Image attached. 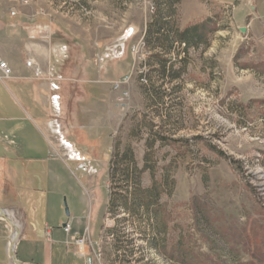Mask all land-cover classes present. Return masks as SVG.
<instances>
[{"label": "rangeland", "instance_id": "obj_1", "mask_svg": "<svg viewBox=\"0 0 264 264\" xmlns=\"http://www.w3.org/2000/svg\"><path fill=\"white\" fill-rule=\"evenodd\" d=\"M180 1L171 19L178 31ZM201 2L210 13L191 24H205L196 45L175 41L167 52L146 39L161 0H30L10 17L8 0H0V52L10 50L21 66L34 57L40 74L56 80L48 126L26 119L10 156L47 193L51 212L32 204L38 198L23 192L21 179L0 173V209L18 226L19 261L85 264L61 246L65 224L71 236H89L92 264H264V23L242 8L244 0ZM39 19L64 35L52 38L34 25ZM31 46L41 51L38 60ZM160 58L169 59L165 78ZM125 75L121 102L112 83ZM69 80L78 91L86 81L103 91L88 112L82 97L68 99ZM11 85L0 83V111L23 115ZM92 136L98 152H90ZM66 141L86 158L88 172L76 169ZM21 198H32L30 205L20 206ZM6 217L0 213V264H12L15 228Z\"/></svg>", "mask_w": 264, "mask_h": 264}, {"label": "crops", "instance_id": "obj_2", "mask_svg": "<svg viewBox=\"0 0 264 264\" xmlns=\"http://www.w3.org/2000/svg\"><path fill=\"white\" fill-rule=\"evenodd\" d=\"M235 1L236 0H210L211 3H215L219 5H223V4L229 5V4H233ZM178 6L181 11L180 19H178L179 28H185L186 26H189L193 23L202 21L210 13V10L207 9V7L201 2V0H181L178 3ZM244 7H248L251 10L250 12L254 15L253 18L259 20L260 23H264V0H244V4L242 8ZM51 24L40 26V27H46L48 29L49 36L51 33V27H50ZM7 39L10 41V37H7ZM32 48L33 50H36L35 52H37L38 55L35 57L38 60L39 56L41 55L40 53L41 51H38V47L37 48H34L33 46L29 47L30 50H32ZM0 54L5 60H7L9 65H10V61L13 62L11 63V66L13 68L14 73L7 80H10V82L12 83L11 85L12 90L16 93V96L18 95L19 98L21 99L22 104L18 102L17 104L23 112V115H10L7 112L0 111V173L6 174L8 180H10V176L15 177L18 180L21 179L20 181L21 184L23 185V192L24 193L26 192V195L28 194L29 197H31L30 193H32L34 194L33 197L38 198V204H36V202H32V204L41 206L43 203L44 205H46L44 208V212L47 215L51 212V209L47 207V203H44L42 199L45 198L47 199L49 196H47V193H44L42 189L36 188L35 186L33 187L31 181L28 180L26 176L27 172L19 167L12 165L10 156L12 154L17 153V150L11 147V144L14 145V138H16L17 134L21 135L20 132H23L22 134H26V129L23 127L26 119L30 120L31 122L33 121L35 124L39 125L42 129L48 126V121H49L48 119H50L49 110H51L52 108L51 105L52 101L50 99L51 97L50 95L52 93L55 94V91L52 86H56L55 84L56 80L52 77L41 75L42 73L40 74L39 70L42 69L40 68L41 66L40 62L38 63V61H36L34 57H30V58L34 62H36V67H33L32 65L28 67L25 65V62L21 66L20 64L17 63L18 62L17 59L16 60L10 59V50L0 52ZM0 83L2 82L0 81ZM88 84L89 83L87 81L86 83L80 82L81 91L76 90L77 86L72 85L70 80L68 81L67 85H65V83L63 84L64 88L68 90V94H69L68 99L72 101L71 99L73 98L75 99L76 102V100L79 101L78 97H82L83 103L86 104L85 111L87 112L91 110V107H93V104L95 103L93 85L88 86ZM81 85H84L85 90L82 89ZM0 106L4 107L3 104H0ZM15 107L16 105L14 103V108ZM10 120L14 124L10 125ZM84 127L86 126L84 125ZM82 131L85 132L84 129ZM44 137L46 139V136ZM46 141L48 143L47 139ZM29 147L37 149L36 144H34V146L32 144ZM50 148L52 149L51 146ZM54 172L55 170H53L50 167L47 171V175H49L50 178L53 179ZM36 173H37L36 175H39L38 172ZM7 190H9V187L7 188ZM53 198L54 197H52V199ZM31 200L30 201L28 200L26 203V201H24V199L21 198V201L20 202L18 201L17 203L20 206H27L30 205ZM55 200H57V198H55ZM39 221L40 224H43V222L46 221V217L43 216L42 219H39ZM60 231H62L65 240L66 235L64 231L62 229ZM32 234L33 233L24 234L23 238L30 239L32 237ZM64 240H62V243L60 244L63 248H66L65 245L63 244ZM0 242H2L1 237H0Z\"/></svg>", "mask_w": 264, "mask_h": 264}, {"label": "trees", "instance_id": "obj_3", "mask_svg": "<svg viewBox=\"0 0 264 264\" xmlns=\"http://www.w3.org/2000/svg\"><path fill=\"white\" fill-rule=\"evenodd\" d=\"M161 1L164 2L163 3L164 7L157 6L156 8V13L154 14L152 23L148 26V30L146 33L147 42L164 47V50H166L167 52H170L173 42L175 41L177 43L183 44L185 46V49L191 45H196V41L200 39L201 37V35L197 33V29L199 27L204 26L205 25L204 22L201 24L199 23L195 25L186 26L183 30L178 31L177 29H175L173 22L171 20L173 16V6L175 3L178 2V0H161ZM49 24L51 23L45 20H41V19H39L38 21H35L34 23V25H39V26H45ZM56 29L59 30L57 25H55L54 29H52L50 36L52 38H61L62 35H64V33H61L60 31H55ZM111 60L112 59L103 60L102 62L103 68ZM159 61H160V67L157 70V72L161 78H165L167 77L166 64L169 61V59L160 58ZM101 71H102L101 76L103 77L105 70H101ZM174 76L176 77L177 74H174ZM90 85L91 84H88V86ZM93 88H94V94L96 93L101 94L103 92L100 86L93 85ZM86 135H84V138L87 137ZM87 140H90L92 142L90 152L91 153L95 151L98 152L99 149H96L94 147H95V143L96 145H98L99 139L98 138L96 139L95 137L93 138L90 137V138H87ZM75 142L79 145H82L85 147L87 146V143L84 142L83 140L77 139L75 140ZM88 147L90 148V145H88ZM146 195L149 196L148 192H146Z\"/></svg>", "mask_w": 264, "mask_h": 264}, {"label": "built area", "instance_id": "obj_4", "mask_svg": "<svg viewBox=\"0 0 264 264\" xmlns=\"http://www.w3.org/2000/svg\"><path fill=\"white\" fill-rule=\"evenodd\" d=\"M12 1H13V6L10 8V0H8L9 6H8L7 14L9 17L10 15L11 16L16 15L17 13L16 5L17 4L27 5L30 2V0H12ZM150 9L151 10L154 9L153 5H150ZM37 13H40L42 15L47 14V12L44 9L42 10L40 9ZM130 34H131V30H129L128 32V35ZM139 45H144V43L140 42L139 44H136V45L133 44L131 46V52L132 53L137 52L139 50ZM32 64H33L32 59L26 61L27 66H31ZM11 76H12V69L10 68L8 62L0 54V81L4 82L5 80L9 79ZM128 81H129V76L125 75L112 83L113 89L120 90V101L121 102L125 100L128 94L126 88H124V85H126ZM52 98H53V103L57 107L58 106L57 95H54ZM65 146L67 147L71 155H73V159L76 160L78 163L76 169L79 170L80 172H88L89 164L86 158L82 156L79 151H74L71 142L66 141ZM62 228L66 235V239L63 242L65 247L69 249L72 252V254L83 259L85 264H92V257L93 256L95 257L97 252L94 251L91 245L89 236L86 234L71 236L69 225H65ZM9 244L10 243H8V249L10 250Z\"/></svg>", "mask_w": 264, "mask_h": 264}, {"label": "water", "instance_id": "obj_5", "mask_svg": "<svg viewBox=\"0 0 264 264\" xmlns=\"http://www.w3.org/2000/svg\"><path fill=\"white\" fill-rule=\"evenodd\" d=\"M241 30L243 31L244 28H241ZM64 210H65V215H69V210H68V207L66 206V204H64ZM11 225L15 228V229H18V226L15 224V223H11ZM62 226H65V224H63ZM14 239L12 240V243L14 244ZM9 257L11 259V262L12 264H24L22 263L21 261H19L17 258H16V255H15V251L13 250V246L11 247V250H9Z\"/></svg>", "mask_w": 264, "mask_h": 264}, {"label": "bare ground", "instance_id": "obj_6", "mask_svg": "<svg viewBox=\"0 0 264 264\" xmlns=\"http://www.w3.org/2000/svg\"><path fill=\"white\" fill-rule=\"evenodd\" d=\"M0 213L3 214V215H6L7 214V221L9 222V224L11 223H14L11 216L6 212V210L4 209H0ZM14 239V244L12 243V240ZM12 240L11 242L9 241V247H10V250H11V247L13 246V250L15 251V246H16V241H17V229H15L13 232H12Z\"/></svg>", "mask_w": 264, "mask_h": 264}]
</instances>
